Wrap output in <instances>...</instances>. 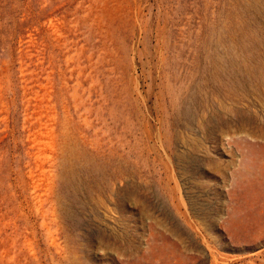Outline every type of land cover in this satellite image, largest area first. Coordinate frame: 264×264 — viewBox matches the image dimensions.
I'll return each mask as SVG.
<instances>
[{"label": "rangeland", "instance_id": "obj_1", "mask_svg": "<svg viewBox=\"0 0 264 264\" xmlns=\"http://www.w3.org/2000/svg\"><path fill=\"white\" fill-rule=\"evenodd\" d=\"M0 264H264V0H0Z\"/></svg>", "mask_w": 264, "mask_h": 264}]
</instances>
